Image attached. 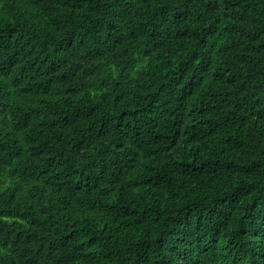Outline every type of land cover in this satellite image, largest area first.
Wrapping results in <instances>:
<instances>
[{
	"label": "trees",
	"instance_id": "1",
	"mask_svg": "<svg viewBox=\"0 0 264 264\" xmlns=\"http://www.w3.org/2000/svg\"><path fill=\"white\" fill-rule=\"evenodd\" d=\"M0 264H264V0H0Z\"/></svg>",
	"mask_w": 264,
	"mask_h": 264
},
{
	"label": "bare ground",
	"instance_id": "2",
	"mask_svg": "<svg viewBox=\"0 0 264 264\" xmlns=\"http://www.w3.org/2000/svg\"><path fill=\"white\" fill-rule=\"evenodd\" d=\"M172 100H173V99H172ZM172 100H171V101H172ZM174 105H175V104H174Z\"/></svg>",
	"mask_w": 264,
	"mask_h": 264
}]
</instances>
